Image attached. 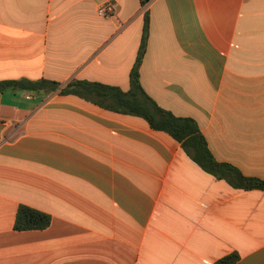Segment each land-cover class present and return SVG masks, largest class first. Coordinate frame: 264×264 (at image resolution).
Here are the masks:
<instances>
[{"label":"crops","instance_id":"1","mask_svg":"<svg viewBox=\"0 0 264 264\" xmlns=\"http://www.w3.org/2000/svg\"><path fill=\"white\" fill-rule=\"evenodd\" d=\"M147 10V95L264 179V0H0V81L60 83L0 92V264H264V190L218 179L140 116L61 93L129 91ZM21 205L50 226L15 230Z\"/></svg>","mask_w":264,"mask_h":264},{"label":"trees","instance_id":"2","mask_svg":"<svg viewBox=\"0 0 264 264\" xmlns=\"http://www.w3.org/2000/svg\"><path fill=\"white\" fill-rule=\"evenodd\" d=\"M145 6L149 0H141ZM150 28L148 10L145 13L144 31L136 63L130 74L131 88L125 92L119 87L96 82L74 81L61 90L62 94H75L97 105L146 119L155 130L165 131L181 143L185 152L205 171L218 179L228 181L232 186L244 190H264V179L244 175L240 169L229 163L219 162L212 154L208 142L198 123L187 117L175 116L159 106L142 87L140 67L146 52ZM60 88V83L49 80L0 81V92L23 90L34 93L53 92ZM51 216L42 211L21 205L15 221V230H44L50 226ZM239 259L238 254H231L218 264H233Z\"/></svg>","mask_w":264,"mask_h":264},{"label":"built area","instance_id":"3","mask_svg":"<svg viewBox=\"0 0 264 264\" xmlns=\"http://www.w3.org/2000/svg\"><path fill=\"white\" fill-rule=\"evenodd\" d=\"M115 12V4L113 2H105L98 7V14L102 17H110Z\"/></svg>","mask_w":264,"mask_h":264}]
</instances>
